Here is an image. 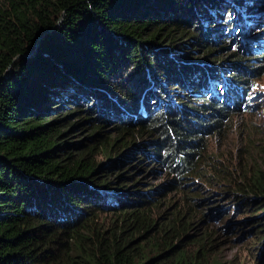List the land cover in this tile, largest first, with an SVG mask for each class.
Returning a JSON list of instances; mask_svg holds the SVG:
<instances>
[{
	"label": "trees",
	"instance_id": "trees-1",
	"mask_svg": "<svg viewBox=\"0 0 264 264\" xmlns=\"http://www.w3.org/2000/svg\"><path fill=\"white\" fill-rule=\"evenodd\" d=\"M225 4L0 0V264H236L217 255L210 233H189L197 223L176 200L157 197L163 185L152 182L158 168L147 161L166 167L172 189L185 192L204 181L225 186L235 175L209 142L236 110L206 95L192 100L191 117L178 109L184 98L155 108L168 85L187 90L201 72L193 62L240 65L212 58L215 47L202 56L189 51L212 42L209 20L220 10L229 18ZM69 99L65 113L52 111ZM98 102L109 107L102 120ZM111 115L120 117L114 137L105 135ZM83 121L90 135L68 141L65 128ZM260 164L240 163L229 193L264 226ZM260 236V255L246 264H264V227Z\"/></svg>",
	"mask_w": 264,
	"mask_h": 264
},
{
	"label": "rangeland",
	"instance_id": "rangeland-1",
	"mask_svg": "<svg viewBox=\"0 0 264 264\" xmlns=\"http://www.w3.org/2000/svg\"><path fill=\"white\" fill-rule=\"evenodd\" d=\"M229 6H233V4L229 3ZM249 10L252 11L251 6H249ZM235 16L236 13L233 18ZM211 18L214 19L213 16ZM212 19L209 20L210 27L214 31L209 37L212 42H210V40L206 43L202 42L203 45L200 43V45L195 46L196 49H190L189 51H192V55H205L209 49L215 47L219 49V53L212 58L217 60H238L240 61L239 63L245 67H250L252 65L258 66L260 64L256 59L253 60L252 57H254V54L246 52L243 48L237 49L238 55L233 54L232 51H234V49L232 48V42L235 40L239 46L241 45L237 35H226L229 32L228 29L223 30L221 35L218 34V26L215 24V19ZM240 20L241 18H235L233 22H239ZM233 22H231L232 26ZM223 23H228V20L223 21ZM259 26L264 28V19H261ZM259 31V28H254L252 25L249 34L255 35ZM205 33L208 34L207 31H205ZM198 34L201 35L202 31H198ZM222 42H226L227 45H224ZM221 45H223V47ZM173 55L178 56L179 52ZM183 56L184 53H182V59L184 58ZM247 71L249 70L247 69L246 72ZM231 75L232 78L241 79L243 71L235 70ZM251 76L264 83V72L260 75L252 74ZM245 77L247 78L248 75L246 74L243 78ZM220 88L222 87L220 86ZM167 91L170 93L166 94L165 92H159L158 95L166 100L175 96L184 98L183 103L185 106L190 105L194 99V96L190 93L188 95V92L184 90L183 86L180 84L174 87L168 85ZM243 101V103H246L248 100ZM72 105L73 103L71 99H69L62 105L53 108L54 110L52 111L54 113H65L67 111L66 109ZM74 107L75 106H73V108ZM97 107L96 109L100 112L95 113L97 114L96 117L102 120L104 117L102 114L103 110H108L109 107H105L101 102H98ZM192 111L193 110H187L185 115H193ZM49 114L52 113L50 112ZM119 120V116H110L107 120L108 123L106 124L105 135H110L112 137L117 135L115 125ZM88 124V122L83 121L77 123V126L72 128L69 123L65 128L67 132L65 138L72 143L82 144V141L90 135ZM209 145V152L217 153L220 157V161L224 163V167H229L230 171L235 172V175L227 181L228 184L225 186H213L204 181L203 183L205 184H203L200 189L193 192H185L182 187L173 190L171 187L173 177L169 170L162 164L156 163L155 160L148 159L147 161L150 167L153 166L158 168L152 182L156 185H163L157 197L166 200H176L180 208H184V211H188L187 221L197 223L189 232L190 234L199 236L204 232H208L211 234V237L217 238L216 241H211V243H213V250L216 251L217 255L221 258L230 260L236 264L250 263L255 256L260 255L263 241L260 233L264 226L250 219L258 212H252L236 203L231 197L232 193L229 192L236 190L233 183L239 178L240 172H237V168H239L240 163L243 164L244 170H248L253 167H260L261 160L264 161V110L261 112L255 111L253 113L242 112L240 114L234 112L229 120L228 127L217 136L212 137ZM245 148L247 149L246 152L241 154ZM97 157L99 160H105L102 152H99ZM191 195L202 197L205 201H202V205L196 206L195 200L188 198ZM171 210L172 208H170V211Z\"/></svg>",
	"mask_w": 264,
	"mask_h": 264
},
{
	"label": "clouds",
	"instance_id": "clouds-1",
	"mask_svg": "<svg viewBox=\"0 0 264 264\" xmlns=\"http://www.w3.org/2000/svg\"><path fill=\"white\" fill-rule=\"evenodd\" d=\"M225 1L228 5L225 4L226 9L224 10H228V8L231 7L232 13L228 18L225 11L223 12L222 19H225L226 21L228 20V23H223L225 20L222 21V19H220L219 14L221 10L215 14L214 19L215 24L218 26V34L221 35L223 30L228 29L229 32L226 35H237L241 45L239 46V44L234 40L232 42V48L234 50L243 48L246 52L254 54V57H252L253 60L256 59L260 64L251 69L252 66L245 67L241 64L236 65L233 61H229L226 64L216 65H211L209 63L201 65L198 62H193V65L201 66V72L197 71L195 73V77L185 83L187 88L186 91L188 92V95L189 93L192 94L194 98L199 101H203L202 97L206 95L207 99H212L215 102H221L232 110H236L238 114L242 112H261L264 110V83L254 79L251 75H260L264 72V28L259 26L261 19H264V0H251V5L250 0L248 3L244 0ZM242 1H244V3H242ZM229 3H232L233 6H229ZM248 6L252 7V11L249 10ZM235 13L236 16L233 18ZM235 18H241V20L239 22H233ZM231 22H233V26ZM252 25L254 28H259L260 30L255 35L249 34V30L252 28ZM247 69L249 71L246 72ZM235 70L243 71L241 79H236L235 77L232 78L231 73ZM246 74L248 77L243 78ZM228 84L236 91V93L233 94L231 90L226 89ZM220 86L223 87L220 88ZM163 99V97H158L159 104L157 103L155 108L160 107L159 109H162L163 107L167 111L168 103L177 104L175 97H171L166 101H163ZM243 100L248 101L246 103H241ZM238 104H241L242 106L246 105L247 107L243 109ZM177 105L183 115H185L187 110H193L190 108V105ZM172 110H175L174 105L170 111ZM192 114L197 115L195 110L192 111Z\"/></svg>",
	"mask_w": 264,
	"mask_h": 264
},
{
	"label": "water",
	"instance_id": "water-1",
	"mask_svg": "<svg viewBox=\"0 0 264 264\" xmlns=\"http://www.w3.org/2000/svg\"><path fill=\"white\" fill-rule=\"evenodd\" d=\"M56 25H58V24H56ZM56 27V26H55ZM49 31V30H48ZM48 31H46V32H48ZM46 32L44 33V34H42L39 38H38V41H37V44H36V46H35V48L29 53V54H35L36 53V51H37V48H38V46H39V44H40V41L42 40V38L46 35Z\"/></svg>",
	"mask_w": 264,
	"mask_h": 264
},
{
	"label": "bare ground",
	"instance_id": "bare-ground-1",
	"mask_svg": "<svg viewBox=\"0 0 264 264\" xmlns=\"http://www.w3.org/2000/svg\"><path fill=\"white\" fill-rule=\"evenodd\" d=\"M242 74V73H241ZM244 102V101H243ZM243 102H241V103H243ZM238 105H240V107H242L243 109L246 107V106H242L241 104H238Z\"/></svg>",
	"mask_w": 264,
	"mask_h": 264
}]
</instances>
